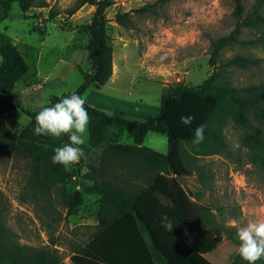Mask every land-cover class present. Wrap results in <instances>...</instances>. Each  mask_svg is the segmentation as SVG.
<instances>
[{"label":"rangeland","instance_id":"obj_1","mask_svg":"<svg viewBox=\"0 0 264 264\" xmlns=\"http://www.w3.org/2000/svg\"><path fill=\"white\" fill-rule=\"evenodd\" d=\"M112 1L104 12L106 40L113 51L114 69L120 70L121 64L125 67L119 88L128 92L131 101L158 107L167 88L179 84L195 88L211 76L218 87L241 90L264 85V46L256 44L264 34V23L241 26L235 43L222 49L210 66L211 43L231 34L235 27L230 0ZM257 1L243 0L245 14ZM75 2L45 0L47 7L29 11L26 18L13 4L8 19L0 24V44L9 41L16 45L29 67L23 77L29 81V96L20 100L31 112L40 110L51 95L73 92L89 68L86 28L95 8L85 5L71 13ZM144 7L145 12L139 11ZM118 12H132L130 29L116 25ZM260 13L264 18V5ZM235 57L254 64L229 66ZM234 113L229 108L217 115L221 142L214 152L198 155L196 146L182 145L190 175L180 183L193 200L208 207L209 222L222 235L223 246L212 255L216 260L239 254V227L253 219L264 220V151L250 135L251 127L258 128L264 141V122L248 112L250 126H245L235 120ZM27 122L17 111L5 125L16 135ZM87 141L88 130L83 155L70 167L76 177L45 193L29 184L27 159L15 151L0 150V264H13L16 255L37 250L53 251L69 263L72 248L95 232L97 197L85 194L80 186L87 183L82 180L87 169L82 161L91 155ZM121 142L132 144L131 134H125ZM144 144L159 153L167 149L166 136L156 133H148ZM92 153L89 157L97 158L96 151ZM78 199L79 205L68 215L70 205ZM163 250L170 264H197L186 263L170 246Z\"/></svg>","mask_w":264,"mask_h":264},{"label":"trees","instance_id":"obj_2","mask_svg":"<svg viewBox=\"0 0 264 264\" xmlns=\"http://www.w3.org/2000/svg\"><path fill=\"white\" fill-rule=\"evenodd\" d=\"M230 1L235 27L231 34L211 43L210 66L215 65L222 49L235 43L241 26L264 23L260 13L264 0H258L248 14H245L243 0ZM13 4H17L25 18L29 11L47 7L45 0H0V24L8 19ZM113 4L112 0H76L71 12L85 5L95 8L86 28L89 40L85 50L89 68L82 74V83L73 91L82 97L88 89H100L112 75L113 51L106 40L104 12ZM146 10L144 7L139 11ZM131 13H116L114 22L130 29ZM258 43L264 46V34ZM0 57L3 58L0 60V150L15 151L27 159L30 164L29 184L42 193L48 192L77 175L76 171L52 162L53 149L69 143L68 135L52 137L34 133L35 116L39 110H27L14 91L29 67L18 48L9 41L0 44ZM251 64H254L253 60L235 57L229 66L248 67ZM213 81L211 76L195 88L182 84L167 88L159 100V113L142 120L110 116L85 104L90 115L88 149L95 151L102 144L107 145L100 149L99 158L86 157L82 161L87 167L82 180L87 183L80 186L85 194L97 197V224L86 242L72 248L70 264H170L169 256L163 253V248L169 246L179 251L186 263L247 264L239 254L219 260L212 258L223 246L221 232L210 224L208 207L193 200L180 183V179L190 175L182 158V145L196 146L198 155L214 152L221 142L216 118L223 110L231 108L235 111V120L245 126H250L248 112L264 122V85L237 90L215 86ZM60 96H49L44 106H50L49 101L51 104L58 102ZM17 111L28 122L13 135L5 121ZM189 114L195 119L190 126H185L180 117ZM200 125L205 127V138L196 144L193 142L195 128ZM251 128V140L264 151L260 129ZM148 133L166 136L165 154L143 145ZM125 134H131L132 144L121 142ZM108 135H112L110 139ZM79 203L80 199L70 205L68 215ZM163 215L176 223L171 231L161 226ZM13 264L65 263L53 251L37 250L16 255ZM256 264H264V257Z\"/></svg>","mask_w":264,"mask_h":264},{"label":"clouds","instance_id":"obj_3","mask_svg":"<svg viewBox=\"0 0 264 264\" xmlns=\"http://www.w3.org/2000/svg\"><path fill=\"white\" fill-rule=\"evenodd\" d=\"M3 58L0 57V60ZM86 99L76 92L61 95L58 102L42 106L35 116L34 133L40 136L60 137L68 135L69 143L53 149L52 162L66 169L78 162L82 155V146L86 143V133L90 121ZM195 117L191 114L180 117V122L190 126ZM205 127L195 128L194 143L199 144L205 138ZM174 223L167 215L161 217V226L171 231ZM239 255L247 264H256L264 257V220H250L237 231Z\"/></svg>","mask_w":264,"mask_h":264},{"label":"crops","instance_id":"obj_4","mask_svg":"<svg viewBox=\"0 0 264 264\" xmlns=\"http://www.w3.org/2000/svg\"><path fill=\"white\" fill-rule=\"evenodd\" d=\"M124 69L125 67L123 68L122 64H121L120 70L118 69L117 71L114 69V66H112V76L110 77L109 81L104 86H102L100 89H97V90L88 89L83 93V97L86 99V103L92 107H95L105 112L106 114L110 116L119 117V118L142 120L146 116H156L159 113V105L158 107L153 108V107H150L149 104L144 103L142 100H138V101L132 100L131 101L129 98H127V96L129 95L128 92L123 93L120 90L119 88V86L121 85L120 79L123 75ZM79 74L81 75L80 72ZM23 77L19 80L14 91L15 92L17 91V94L20 97L21 96L27 97L29 96V90H28L29 81L27 79H23ZM17 86H19L20 88ZM143 145L146 146L145 144ZM99 150H100L99 148L95 150L97 158H99L100 156ZM92 152L94 151L92 150L91 155L89 154L88 157L92 156L93 154ZM165 153L166 152H163L162 154H165ZM96 224L97 222L95 223V225ZM69 257H70V254H69ZM65 264H70V261L69 263H65Z\"/></svg>","mask_w":264,"mask_h":264}]
</instances>
